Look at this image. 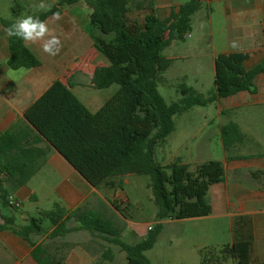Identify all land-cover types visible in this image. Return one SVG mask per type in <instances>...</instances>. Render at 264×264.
Here are the masks:
<instances>
[{
	"label": "trees",
	"instance_id": "1",
	"mask_svg": "<svg viewBox=\"0 0 264 264\" xmlns=\"http://www.w3.org/2000/svg\"><path fill=\"white\" fill-rule=\"evenodd\" d=\"M84 1L90 8V23L99 31L93 35L98 50L109 64L96 68L92 83L96 88L119 85L96 111H91L71 89L56 79L25 111L27 130L22 134L13 131L0 132V174H7L16 184L24 185L36 171V158L41 149L27 143V133L42 136L53 146L84 179L94 187L116 188L121 186L120 177L126 174H148L153 201L158 206L159 220L185 219L211 213L206 199L210 185L224 179V166L220 160L185 163L180 158L167 164L155 158V148L162 144L174 129V115L192 106H203L239 91H253V80L264 72V59L246 69V51L222 52L214 57V91L208 95L182 83L178 101L167 103L157 89L163 80L164 71L172 59L162 51L176 37H184L190 30L191 16L202 8V0H188L179 5L177 12L159 18L153 13L146 15L143 23L129 22V0H60L46 10L32 13L44 21L62 7ZM18 3L12 5V13L18 14ZM8 27L13 20L2 19ZM11 68L31 67L39 64L37 57L24 41L9 37ZM29 131V132H28ZM223 144L229 146L242 138L237 125L228 122L221 126ZM254 177L264 176V169L252 172ZM1 176V175H0ZM0 192L3 204H8L6 191ZM120 212L121 206L112 202ZM13 209L18 207L12 206ZM37 216H29L26 223L14 229L28 243L33 244V235L45 232L42 222L47 219L52 232L49 239L84 229L109 242L118 244L125 252L124 264H152L144 251L156 241L161 226L145 239L134 244L119 238L121 228L99 211L80 205L67 212L59 203L49 210H40ZM72 219L75 225L68 226ZM0 229L14 222V217L3 216ZM233 240L224 244L219 253L208 257L200 251L202 264H218L233 259L236 264H254L252 261V236L250 222L243 216L236 218L231 227ZM66 246L67 243H63ZM31 255L38 264H63L65 254L57 256L52 244L42 242L32 249ZM104 258L113 259L107 250Z\"/></svg>",
	"mask_w": 264,
	"mask_h": 264
},
{
	"label": "crops",
	"instance_id": "2",
	"mask_svg": "<svg viewBox=\"0 0 264 264\" xmlns=\"http://www.w3.org/2000/svg\"><path fill=\"white\" fill-rule=\"evenodd\" d=\"M13 1L15 0H3L0 5L4 9V12L0 11V132L13 131L19 135L23 130H27L26 125L29 123L24 117L25 111L56 79L65 83L91 111H96L117 91L119 85L112 83L108 87L96 88L92 83L96 68L108 65L109 61L94 43L93 35H98L99 31L90 25V8L84 5L83 1H77L62 7L59 20H54L53 15L48 16L44 20L49 28L45 39L57 37L61 45L59 53L50 56L43 52V41L24 42L37 57L39 64L14 69L8 65L9 37L5 34L7 27L2 23V19L15 22L21 18L19 14L12 13ZM186 1L188 0H129L127 18L130 23L136 21L140 24L149 13L166 18L177 12L179 5ZM22 3L26 7L29 5L25 0ZM56 3V0H52V5ZM202 3V8L191 16V21L195 18L199 28L196 45L190 52L166 57L176 59L201 56L212 64L213 73L214 57L217 53L248 52L249 56L244 61L246 69L264 59V0H202ZM35 12L39 11L30 8L28 15ZM233 42L236 47H232ZM253 88V91L243 90L213 101L216 103L214 114L217 117L213 126L208 124L212 118L209 120L207 110L203 109L199 118L202 124L191 127L193 129L189 137L197 140L188 156L172 154L161 164H167L176 158L185 163L220 160L225 170L224 179L210 185L206 193L211 213L192 219H222L226 224V232L230 235L227 243H230L233 240V221L240 216L245 217L250 222L252 261L254 264H264V176L252 175V172L264 169V72L255 76ZM228 110L232 112L227 114ZM228 122L237 125L242 138L226 150L221 126ZM35 137V133H27V143L30 142L41 149L40 156L36 158V171L28 182L20 186L9 175L0 174L7 196L11 195L19 201L22 197L34 196L37 190L30 186V182L43 171L50 181L56 179V182L52 183V189L56 190L59 196L57 203L67 212L80 205L96 211H99L96 208L98 205L114 208L111 204L114 202L112 196L107 197L108 194L100 192L101 187H94L87 182L42 136L40 139H34ZM213 141L216 142L214 150ZM122 195L129 205V199L123 193ZM21 206L13 209L8 204H3L0 195V224L4 222L3 216L14 217L13 223L0 229V264H38L31 255L34 246L42 242L53 246V242L59 240H64L65 243L72 233L84 230H73L63 236L49 239L48 234L54 229V226H51L44 233L33 235V244H30L14 230L24 225L30 216ZM71 220L67 221V225ZM206 222L209 224L207 228H210V221ZM73 225L75 222L68 226ZM201 230L204 232L205 229L201 227ZM81 241H73L72 248L65 254L63 264H105L94 260L96 246L99 245L95 237L88 238L94 246H84ZM108 261L112 262L113 259Z\"/></svg>",
	"mask_w": 264,
	"mask_h": 264
},
{
	"label": "rangeland",
	"instance_id": "3",
	"mask_svg": "<svg viewBox=\"0 0 264 264\" xmlns=\"http://www.w3.org/2000/svg\"><path fill=\"white\" fill-rule=\"evenodd\" d=\"M22 1H13V5L18 3L21 6L18 11L21 17L28 15V11L33 8V5H38L41 2L50 7L52 6V0H25L29 4H27L28 7ZM2 3L3 0H0V5ZM83 3L87 5L84 1ZM0 11L4 12V9L0 7ZM7 12L9 11L7 10ZM90 25L94 26L91 23ZM198 32V24L194 18L191 21L190 30L185 33V36L174 38L171 41L172 43L162 51L163 55L175 56L180 52H190L192 47L196 45ZM213 79L212 64L201 56L176 58L172 59L170 66L164 71L163 80L158 82L157 89L164 100L170 103L181 98L182 94L179 92L178 87L182 83L203 95L212 93L214 91ZM190 108L191 110L174 115L175 130L166 137L162 144L156 147V158L159 163L166 162L172 154L176 153L183 157L188 156L191 147L197 140L189 137L192 134L193 128L191 127L202 124L199 118L203 109L207 110L210 117L209 120L212 118V121L208 124L210 126L216 124L217 117L214 114L216 103L211 102L203 106L195 105ZM231 112V110H228L226 113L230 114ZM215 145L216 142L213 141V150ZM117 181L121 182V186H117L112 190L101 187L100 192L105 195L108 194L107 197L112 196L114 202L121 206L124 216L109 206L107 208V206L98 205L96 208L104 217L111 219L115 227L121 228L119 238L127 243L134 244L145 239L153 231L158 230L160 225V232L153 246L144 251L145 256L152 264H202L200 251L211 257L214 256L211 254L212 252L218 254L219 249L229 242L230 235L226 232V224L222 219L200 220L185 218L176 221L165 219L164 222H160L157 218L158 206L153 201L152 189L149 186L151 177L148 174L132 173L123 175ZM53 182H56V179L50 181L49 177L44 176L43 171L39 172L30 182V186L37 190L34 196L20 199L23 211L30 216H37L38 211L51 209L53 203L60 200L57 191L52 189ZM122 193L129 199V205L123 198ZM206 221H210V228H207L209 224ZM73 223L71 220L68 225ZM42 226L47 231L51 227L49 220L45 219L42 222ZM148 226H150V229H148ZM201 227L205 229L204 232ZM90 236L95 237L96 242L99 243L96 246L97 253L94 258L96 262H105V264L125 263V252L118 244L109 242L86 230L72 233L71 236L67 237L66 246L62 245L64 240L54 241V251L57 256L67 254L74 244L73 241L76 240H82L81 242L84 246H94L88 241ZM109 249L113 253L112 262L104 258V253ZM218 264H234V262L228 259Z\"/></svg>",
	"mask_w": 264,
	"mask_h": 264
},
{
	"label": "clouds",
	"instance_id": "4",
	"mask_svg": "<svg viewBox=\"0 0 264 264\" xmlns=\"http://www.w3.org/2000/svg\"><path fill=\"white\" fill-rule=\"evenodd\" d=\"M37 11L46 10L50 8L49 5H45L43 2L38 5L32 6ZM54 20H59L60 14L53 13ZM49 33V28L44 21H41L38 16L25 15L18 18L5 29V34L8 37H16L24 42L36 43L37 41H43L42 50L50 56H55L60 50V41L57 37L51 36L48 39L45 37ZM232 47H236L235 42H233Z\"/></svg>",
	"mask_w": 264,
	"mask_h": 264
},
{
	"label": "built area",
	"instance_id": "5",
	"mask_svg": "<svg viewBox=\"0 0 264 264\" xmlns=\"http://www.w3.org/2000/svg\"><path fill=\"white\" fill-rule=\"evenodd\" d=\"M7 199H8V205L9 206H14V207H19V206H21V201H19V200H17V199H14L11 195H9L8 197H7ZM148 229H150V226H148Z\"/></svg>",
	"mask_w": 264,
	"mask_h": 264
}]
</instances>
